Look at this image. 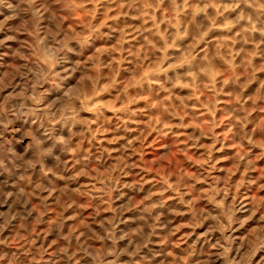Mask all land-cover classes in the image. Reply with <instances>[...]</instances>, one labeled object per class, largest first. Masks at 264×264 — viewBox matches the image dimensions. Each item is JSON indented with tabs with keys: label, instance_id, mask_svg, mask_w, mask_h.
<instances>
[{
	"label": "rangeland",
	"instance_id": "1",
	"mask_svg": "<svg viewBox=\"0 0 264 264\" xmlns=\"http://www.w3.org/2000/svg\"><path fill=\"white\" fill-rule=\"evenodd\" d=\"M0 264H264V0H0Z\"/></svg>",
	"mask_w": 264,
	"mask_h": 264
}]
</instances>
